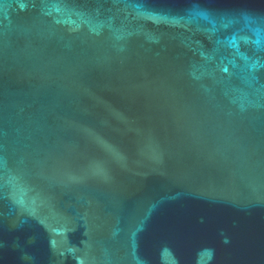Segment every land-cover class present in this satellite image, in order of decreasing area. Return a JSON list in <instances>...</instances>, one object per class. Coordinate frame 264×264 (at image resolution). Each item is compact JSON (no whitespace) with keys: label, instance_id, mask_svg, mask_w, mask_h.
Instances as JSON below:
<instances>
[{"label":"water","instance_id":"obj_1","mask_svg":"<svg viewBox=\"0 0 264 264\" xmlns=\"http://www.w3.org/2000/svg\"><path fill=\"white\" fill-rule=\"evenodd\" d=\"M0 264H264V0H0Z\"/></svg>","mask_w":264,"mask_h":264}]
</instances>
